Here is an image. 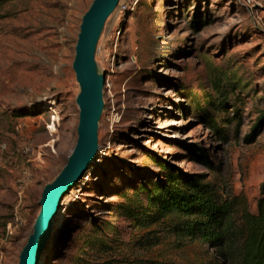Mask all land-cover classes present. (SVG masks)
I'll use <instances>...</instances> for the list:
<instances>
[{"label": "rangeland", "instance_id": "1", "mask_svg": "<svg viewBox=\"0 0 264 264\" xmlns=\"http://www.w3.org/2000/svg\"><path fill=\"white\" fill-rule=\"evenodd\" d=\"M91 2L0 0V264L18 263L42 189L75 145L72 61ZM95 61L105 75L98 149L62 196L40 264H216L208 244L176 231L184 217L155 201L162 184L200 174L219 201L256 211L264 0H120Z\"/></svg>", "mask_w": 264, "mask_h": 264}, {"label": "water", "instance_id": "2", "mask_svg": "<svg viewBox=\"0 0 264 264\" xmlns=\"http://www.w3.org/2000/svg\"><path fill=\"white\" fill-rule=\"evenodd\" d=\"M119 0H92L83 13L75 43L72 69L79 86L77 138L66 163L42 189L40 209L32 232L22 248L17 264H39L60 207L62 196L90 167L98 149V120L103 109L104 73L95 61L98 38L107 17Z\"/></svg>", "mask_w": 264, "mask_h": 264}, {"label": "trees", "instance_id": "3", "mask_svg": "<svg viewBox=\"0 0 264 264\" xmlns=\"http://www.w3.org/2000/svg\"><path fill=\"white\" fill-rule=\"evenodd\" d=\"M262 121L264 115L254 129ZM199 156L210 163L206 156ZM161 190L155 201L159 213L183 216L184 220L175 226L176 231L185 238L208 244L216 264H264V182L255 212L249 211L245 200L216 199L200 174L186 175L182 185L162 184ZM237 206L240 220L234 218Z\"/></svg>", "mask_w": 264, "mask_h": 264}, {"label": "built area", "instance_id": "4", "mask_svg": "<svg viewBox=\"0 0 264 264\" xmlns=\"http://www.w3.org/2000/svg\"><path fill=\"white\" fill-rule=\"evenodd\" d=\"M22 187H23V185H22ZM18 223H19V216L17 214V211H15L11 220H9L6 223V226H5L6 236L13 234L14 230L18 227Z\"/></svg>", "mask_w": 264, "mask_h": 264}, {"label": "crops", "instance_id": "5", "mask_svg": "<svg viewBox=\"0 0 264 264\" xmlns=\"http://www.w3.org/2000/svg\"><path fill=\"white\" fill-rule=\"evenodd\" d=\"M26 122H27V121H25L24 123L26 124ZM53 122H54V121H52L51 123H53ZM52 125H53V124H52ZM20 128H23V126L20 125ZM51 128H52V126H49V129H51ZM50 142H54V140H51ZM50 142H49V143H50ZM49 143H48V144H49ZM44 145H45V144H44ZM40 146H42V145H40ZM40 146H39V148H40ZM30 148H31V147H30ZM31 150H32V152L35 151V149H33V148H31ZM36 151H37V150H36ZM23 152H24V150H23Z\"/></svg>", "mask_w": 264, "mask_h": 264}, {"label": "bare ground", "instance_id": "6", "mask_svg": "<svg viewBox=\"0 0 264 264\" xmlns=\"http://www.w3.org/2000/svg\"><path fill=\"white\" fill-rule=\"evenodd\" d=\"M120 1V0H119ZM118 4V3H117ZM117 6V5H116ZM116 8V7H115ZM40 264V263H39Z\"/></svg>", "mask_w": 264, "mask_h": 264}]
</instances>
